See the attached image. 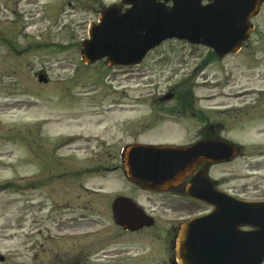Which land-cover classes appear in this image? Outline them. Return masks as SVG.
<instances>
[{"label":"rangeland","instance_id":"rangeland-1","mask_svg":"<svg viewBox=\"0 0 264 264\" xmlns=\"http://www.w3.org/2000/svg\"><path fill=\"white\" fill-rule=\"evenodd\" d=\"M120 1L0 0V256L5 258L0 264H53L51 251L43 256L45 262L37 256L42 253L38 248L55 246L48 239L56 231L50 219L60 215L67 221L63 228H84L89 214L81 210L86 204L99 216L114 195L130 192L146 208L155 203L162 206L157 196L126 185L120 170H88V156L73 150H80L89 137L105 133L107 144L102 146L111 148L105 153L115 155L134 141L184 145L199 138L198 118L170 115L169 110L180 102L178 97L165 103L154 97L170 92V82L189 68L191 72L209 52L207 48L168 41L135 72L107 70L104 60L91 66L82 62L80 49L88 38V25L97 21L103 6ZM254 22L259 30L241 55L214 65L216 58H211L188 82L187 91L197 113L224 122L222 136L245 148L244 156L234 162L213 167L211 176L220 178L223 188L260 196L264 193V12ZM42 72L48 83L39 82ZM94 116H104L106 122L97 126ZM151 123L159 128L147 131ZM109 162L118 164L117 158ZM66 204L77 207V212L66 211ZM174 204L166 200L163 207L174 211ZM186 207L187 212L169 214L205 209ZM56 210L59 214L53 215ZM94 219L108 223L106 218ZM43 222L49 227L47 233L40 238L30 234ZM151 233L120 237L117 232L115 236L142 253L152 246L158 253L152 264H162L168 256L164 237L153 241L148 239ZM92 241L76 244L87 247ZM33 243L36 247L31 250ZM65 243L75 242L57 245ZM85 257L87 251L75 259L80 263Z\"/></svg>","mask_w":264,"mask_h":264},{"label":"water","instance_id":"water-1","mask_svg":"<svg viewBox=\"0 0 264 264\" xmlns=\"http://www.w3.org/2000/svg\"><path fill=\"white\" fill-rule=\"evenodd\" d=\"M136 1L126 0L125 2L135 4ZM153 1L158 2L161 0ZM165 1L167 2L169 0ZM211 1L215 3L219 2V0ZM261 3L262 0H240L236 2L238 5L237 9H233L232 5H228L227 7H217L215 5L207 9L204 16H195L189 20H183V17L181 18L179 14L177 20L170 21L171 24L167 22L168 17H166L165 13L161 12L160 20L162 19L163 21L159 25V29L162 30L159 35L147 41H141L139 44L133 46L131 50H129V43L123 38L125 36L123 27L118 29L114 34L105 33V35L109 34L107 37L102 32V28L99 27L93 35V41L84 46L83 58L87 63L94 62L100 57L105 56L106 51L104 50L108 48L111 50L108 54L111 64L124 63L131 65L142 59L144 51L154 48L168 38L189 39L192 42L202 43L214 48L216 53L223 57L228 53L238 52L243 42L248 39L249 33L252 30L249 19L259 13ZM186 4V0H181L176 3V7L172 9L166 7V10L163 11H169L170 14H175L177 8L183 7ZM114 10V7L106 9L101 19L105 20ZM223 21L227 27L231 26V28H221ZM230 22L231 24L229 26ZM229 33L235 35L234 37L237 38V41L221 40L225 37H220L219 35H228ZM101 45L113 46L115 48L111 49L109 47H102ZM128 152L129 155H134L132 168L129 169L131 179L139 182L147 189H158L157 185L178 180L180 175L194 167L202 159H210L212 163L232 160L237 153V149L232 144L223 140L208 139L188 149L128 150ZM125 201L126 199H119L116 203L117 207L119 206V209H116L119 214L121 211L124 212L126 209H130ZM229 204L228 209L234 207V210L238 212L245 211L249 215L248 221L245 218H240V224H251L258 228L248 240V243H245L246 240L244 239L243 244L237 245L232 250V252L234 251L233 259L238 264H264V204L249 205L241 202ZM224 210L225 207L217 208V215ZM134 211L136 216H142L141 211L136 207ZM127 219L129 218L118 217V221L124 224L127 222ZM204 226L203 221L200 220L190 224L188 228L182 231L176 245L180 260H182L181 248L183 239L190 237V246L188 250L186 249L187 254L192 258L194 264H204L203 262L200 263L197 257L201 256L202 253V242L199 237ZM208 251L212 253L213 258L217 259L223 258L226 254V251L220 248L215 250L209 249Z\"/></svg>","mask_w":264,"mask_h":264},{"label":"flooded vegetation","instance_id":"flooded-vegetation-1","mask_svg":"<svg viewBox=\"0 0 264 264\" xmlns=\"http://www.w3.org/2000/svg\"><path fill=\"white\" fill-rule=\"evenodd\" d=\"M205 4H207V2ZM212 133H214V131H212ZM115 158H117V160H120V162H118V164H116V165L112 164L113 167H110V163L105 162V163L100 164L101 165L100 168L105 169V170H109V169L117 170V169H119L121 167V165L123 164L122 156L117 155V157H115ZM113 159L114 158L112 157V160ZM98 162H99V160H98ZM205 166H206V164H204L202 167L205 168ZM187 181L188 180H185L181 185L176 187L173 190V192H176L177 194L185 193ZM218 185H220V183H216V186H218ZM164 194H166V193H163V195ZM166 200L172 201V199L170 197L164 196L160 199L162 206L155 203V205L157 207H159V210L157 213L155 212V214H154L155 216L153 215L154 218L160 223H158L156 220H155V222L158 224H163V226H158L156 228L155 227L144 228V229L137 231V232L126 231V233L131 234V233L149 232L150 230L155 228V230H154L155 232L149 234L148 238H150L153 241H155V240L163 241V239L160 236V235H163L165 246L168 248V251H170L173 248L174 239H175L177 232H178V227H176L172 223L164 222L161 219H158L157 214H160L161 217L165 218L170 211L171 212H177V211H186L187 212L188 208L187 207L185 208V206H187V205L190 206L191 204L189 202H178V203L174 204V206L177 208L176 210L173 211V210H170L167 208L165 210L163 205H164V202H166ZM181 208H185V209L182 210ZM189 210H191V209L189 208ZM191 211H192V213H188V214L194 215V214L199 213L201 215H204V214L209 213V210H204V211H202V210H198V211L191 210ZM184 215H186V214H184ZM106 239H110L109 235L106 236ZM94 246H97V245H94V243H93L90 245L87 244V247H83V246L77 245V244L64 245V247H58V246L52 247L51 250H49V251H51L50 261H52L53 264H98L100 261L104 260L103 259L104 257H109V259L118 257L119 259L117 261H119L120 264H131V262H137V263L145 262L147 259H151V257L155 256L153 253H150L147 256L145 255V256L138 257V258H136L134 256H130L131 258H129L128 256L133 254L135 251H134V249H131V248L126 247V246L110 250L107 252V254L105 253L104 255L103 254L101 255L100 253H97L99 245L97 247H94ZM85 250H87V257H85V259L82 262L77 263L75 256L78 253H81L82 251H85ZM44 252H45V250H44ZM170 253L171 252H169V254ZM134 254L136 255V253H134ZM141 254L142 253L139 252L137 255H141ZM62 255H63V258H62ZM162 264H175V263H174V260L172 258H169L168 261L163 260Z\"/></svg>","mask_w":264,"mask_h":264}]
</instances>
